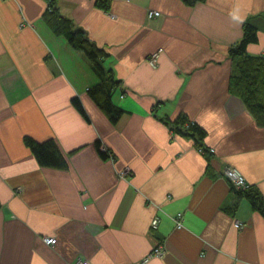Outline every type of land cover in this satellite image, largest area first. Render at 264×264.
<instances>
[{"label": "crops", "instance_id": "obj_1", "mask_svg": "<svg viewBox=\"0 0 264 264\" xmlns=\"http://www.w3.org/2000/svg\"><path fill=\"white\" fill-rule=\"evenodd\" d=\"M56 1L125 112L112 123L90 97L98 78L44 22L47 0H0V264H142L157 244L144 264H264V216L222 176L237 169L264 203V126L230 92L228 52L250 18L264 55V0ZM180 114L204 135L173 132ZM25 137L55 140L68 166H40Z\"/></svg>", "mask_w": 264, "mask_h": 264}, {"label": "trees", "instance_id": "obj_2", "mask_svg": "<svg viewBox=\"0 0 264 264\" xmlns=\"http://www.w3.org/2000/svg\"><path fill=\"white\" fill-rule=\"evenodd\" d=\"M95 5L104 10L110 9L112 0H94ZM188 6H193L204 0H181ZM48 7L42 18L55 35L64 36L76 49L84 52L91 64V68L98 78V82L88 89L90 97L102 109L112 123H116L125 112L112 101L114 90L119 84L112 70L103 66L104 52L92 43L82 30L74 29L70 19L60 14L57 1L47 0ZM252 19L246 20L243 26L242 38L229 48V57L233 66L230 73V92L239 96L257 123L264 126V55H253L248 52V46L258 43V28L252 24ZM74 106L84 112L77 97L72 99ZM166 123H168L166 121ZM171 130L181 134L204 135V130L190 121L185 115L180 114L173 122ZM25 144L30 148L38 164L43 167L64 169L68 166L67 160L62 154L57 143L53 139L37 142L25 137ZM203 150L206 148L201 146ZM107 155L106 151H102ZM238 196H245L250 201L252 208L264 216V203L261 195L251 188L244 191H236Z\"/></svg>", "mask_w": 264, "mask_h": 264}, {"label": "built area", "instance_id": "obj_3", "mask_svg": "<svg viewBox=\"0 0 264 264\" xmlns=\"http://www.w3.org/2000/svg\"><path fill=\"white\" fill-rule=\"evenodd\" d=\"M159 13L157 11H150L148 14L149 18L157 17ZM159 51H156L150 55L148 58V62L151 66L155 67L157 64V57H158ZM202 148H199V151H202ZM209 152H213V149H209ZM222 176L227 179L230 184L235 188L236 191H244L246 190L250 185L246 181L245 177L243 176L242 173H240L237 169L232 168V167H224L222 169ZM129 174V170L127 168L123 169L120 171L119 175L122 179L126 178ZM175 226L176 228H181L182 227V221L181 217L178 215L175 217ZM158 226V217H154L151 221V228L152 229H157ZM234 226L236 228H242L244 224L240 222H235ZM43 242L48 244V245H53L56 243V238L55 237H43ZM164 252V246L162 244H157L155 245L151 251L148 253V255L143 259L142 264L146 263L150 258L152 257H158L162 255ZM72 264H88V261L85 259H82L78 257L73 261Z\"/></svg>", "mask_w": 264, "mask_h": 264}, {"label": "rangeland", "instance_id": "obj_4", "mask_svg": "<svg viewBox=\"0 0 264 264\" xmlns=\"http://www.w3.org/2000/svg\"><path fill=\"white\" fill-rule=\"evenodd\" d=\"M149 63V62H148Z\"/></svg>", "mask_w": 264, "mask_h": 264}]
</instances>
